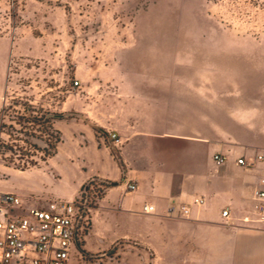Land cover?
<instances>
[{
    "label": "rangeland",
    "instance_id": "1",
    "mask_svg": "<svg viewBox=\"0 0 264 264\" xmlns=\"http://www.w3.org/2000/svg\"><path fill=\"white\" fill-rule=\"evenodd\" d=\"M181 66L226 81L227 109L256 87V104L226 119L250 112L264 139V0H0V191L80 203L88 230L72 264L154 262L112 207L127 175L119 130L147 117L150 88L194 71Z\"/></svg>",
    "mask_w": 264,
    "mask_h": 264
},
{
    "label": "crops",
    "instance_id": "2",
    "mask_svg": "<svg viewBox=\"0 0 264 264\" xmlns=\"http://www.w3.org/2000/svg\"><path fill=\"white\" fill-rule=\"evenodd\" d=\"M222 64L226 61L218 62L216 69L225 73ZM191 67L192 73L181 70ZM181 69V76L172 75L164 86L150 88L146 118L130 122L129 131L119 130L125 141L122 156L127 175L112 188L121 192L120 199L112 198V207H120L132 229L145 240L144 247L152 249V264H264V227L242 221L257 217L252 190L262 164L247 169L236 163L238 157L264 152V139L251 133L249 128L259 124L250 112L245 118L233 113L226 119V111H249L257 98L246 96L257 95V88H240L239 94L245 96L235 98L227 109L226 81L211 86L209 77L199 74L204 67ZM211 110L221 113L213 118ZM226 125L237 128L234 135L212 129ZM216 151L228 157L220 167L212 160ZM128 179H136L137 190L127 189ZM16 194L27 198L29 205L35 199L44 202ZM195 195L204 196L205 203L192 205L188 216L165 214L170 203L189 202ZM143 202L155 204L156 212L142 213ZM226 208L233 223H225L221 215ZM74 249L67 264H72Z\"/></svg>",
    "mask_w": 264,
    "mask_h": 264
},
{
    "label": "built area",
    "instance_id": "3",
    "mask_svg": "<svg viewBox=\"0 0 264 264\" xmlns=\"http://www.w3.org/2000/svg\"><path fill=\"white\" fill-rule=\"evenodd\" d=\"M78 85V81L73 82ZM108 139L116 146L123 143L115 130L107 132ZM226 153L216 151L212 160L216 167L224 165ZM236 163L253 169L262 164V172L253 185L252 198L257 201L255 220L244 217L243 222H258L264 227V152H256L249 157H238ZM126 187L137 190L136 179H128ZM27 198L11 192L0 191V264H67L75 245L85 237L88 217L76 200L53 198L44 202L35 199L29 205ZM205 203L202 195L193 196L189 202L170 203L165 214L170 217L188 216L192 205ZM141 212H156V206L143 202ZM225 223H233L229 209L222 210Z\"/></svg>",
    "mask_w": 264,
    "mask_h": 264
}]
</instances>
